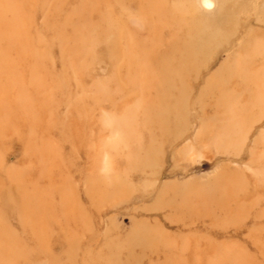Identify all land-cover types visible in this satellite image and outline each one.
Instances as JSON below:
<instances>
[{"label": "rangeland", "instance_id": "obj_1", "mask_svg": "<svg viewBox=\"0 0 264 264\" xmlns=\"http://www.w3.org/2000/svg\"><path fill=\"white\" fill-rule=\"evenodd\" d=\"M0 264H264V0H0Z\"/></svg>", "mask_w": 264, "mask_h": 264}, {"label": "bare ground", "instance_id": "obj_2", "mask_svg": "<svg viewBox=\"0 0 264 264\" xmlns=\"http://www.w3.org/2000/svg\"><path fill=\"white\" fill-rule=\"evenodd\" d=\"M10 258L8 257L5 261L7 262Z\"/></svg>", "mask_w": 264, "mask_h": 264}]
</instances>
